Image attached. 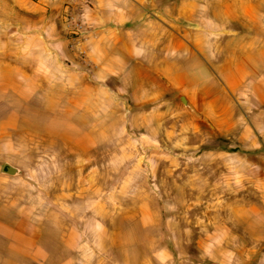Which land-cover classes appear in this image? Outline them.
I'll list each match as a JSON object with an SVG mask.
<instances>
[{
    "label": "rangeland",
    "instance_id": "374dc122",
    "mask_svg": "<svg viewBox=\"0 0 264 264\" xmlns=\"http://www.w3.org/2000/svg\"><path fill=\"white\" fill-rule=\"evenodd\" d=\"M122 30L88 83L0 95V169L22 170L0 174V264H187L219 235L241 242L239 264L251 250L264 264L263 197L244 212L219 202L241 188L229 154L248 85L226 82L225 59L243 22L226 0H146Z\"/></svg>",
    "mask_w": 264,
    "mask_h": 264
},
{
    "label": "crops",
    "instance_id": "0c3cea01",
    "mask_svg": "<svg viewBox=\"0 0 264 264\" xmlns=\"http://www.w3.org/2000/svg\"><path fill=\"white\" fill-rule=\"evenodd\" d=\"M145 1L93 0L92 7L84 10L86 32L78 34L66 23L68 12L75 10L72 0H0V95L11 92L17 99H32L51 77L77 74L81 84L88 83L92 69L103 67L108 47L124 36L122 24L130 17L131 5ZM226 7L232 19L241 20L247 29L237 34L233 57L225 59L226 66L234 68L226 82L248 85L240 94L243 111L238 141L229 154L234 182L245 191L236 188L233 195H227L219 190L220 197L226 196L219 202L244 212L248 206L257 210L264 199V0H226ZM243 237L239 236L242 242ZM200 238L205 240L204 249L196 259L186 255L187 264H239V246H229L241 243L237 237ZM256 240L251 236L245 241L253 244ZM215 249L217 256L212 253ZM170 254L173 257L174 252ZM154 257L161 263L169 259L162 249ZM257 259V252L251 250L249 264Z\"/></svg>",
    "mask_w": 264,
    "mask_h": 264
},
{
    "label": "built area",
    "instance_id": "2783aa9c",
    "mask_svg": "<svg viewBox=\"0 0 264 264\" xmlns=\"http://www.w3.org/2000/svg\"><path fill=\"white\" fill-rule=\"evenodd\" d=\"M72 2L75 10L68 12L66 15V23L71 25L78 34H83L86 32L84 10L92 7L93 0H72Z\"/></svg>",
    "mask_w": 264,
    "mask_h": 264
},
{
    "label": "water",
    "instance_id": "95a60500",
    "mask_svg": "<svg viewBox=\"0 0 264 264\" xmlns=\"http://www.w3.org/2000/svg\"><path fill=\"white\" fill-rule=\"evenodd\" d=\"M179 99L183 104L189 105L184 96H180ZM0 174L10 177H18L22 174V170L18 166H15L9 162H5L0 169Z\"/></svg>",
    "mask_w": 264,
    "mask_h": 264
}]
</instances>
